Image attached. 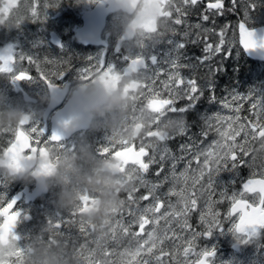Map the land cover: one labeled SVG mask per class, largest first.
Masks as SVG:
<instances>
[{"label":"snow or ice","instance_id":"obj_1","mask_svg":"<svg viewBox=\"0 0 264 264\" xmlns=\"http://www.w3.org/2000/svg\"><path fill=\"white\" fill-rule=\"evenodd\" d=\"M243 9V18L238 23L239 43L242 50H254L258 46L264 48V41L259 45L255 39V30L249 25V21L254 18L251 13L258 7L264 9V0H231L232 7L228 11L236 12L237 7ZM199 0H180L174 3L173 0H163V5L168 9L166 15L171 22L180 26L184 24V17L188 15L187 8L195 7ZM16 0H7L0 7V25L12 23L19 25L21 19L17 17L13 22L10 16L11 11L16 8ZM209 10H214L213 15L222 16L225 11L224 0H214L206 5L205 14L201 16L204 22L211 21V16L207 14ZM175 13V16H174ZM31 19H39L38 11L35 5L32 6ZM202 26L198 23L197 29ZM230 26L221 28L219 32L213 27L211 32L218 36V43L211 42L210 37L205 35L210 30L203 28L202 32H196L193 35L196 38H190L192 44L202 43V55L189 56L183 52L187 47L184 39L175 40L173 38L164 39L165 34L161 35L155 43L142 46L140 51L134 54L125 53L121 56L124 61V67L117 70L112 64H105L103 60L95 61L93 70L89 73L87 70L81 71L80 80H92L95 76H101L104 82H111L112 79L120 73L139 71L144 74V82L141 85L140 93L141 106L148 105L150 110L156 113V120L151 126V130L139 140L129 142L127 140H114L107 138V143L101 144L96 149L97 154L106 156L111 154L114 158H122V171L126 173L127 179L131 182V189L127 191V201L122 200L123 212L127 207V214L131 220L125 224L122 222L123 216L117 219L112 232L113 240L116 239V230L120 229L124 235H131L137 238L136 247L126 249L122 255H126L128 264H164L163 257H168L170 261L176 260V264H212L215 257V249H202L199 241L206 237H211L214 231L223 230L225 221H233L232 230L245 235H255L257 228H264V165H261L256 171H251L250 175L240 182V187L236 192L228 191L226 188L218 187L216 178L222 171H238L244 167L250 170L256 167V157L252 154L255 149L249 147L250 141L264 139V95L250 91L246 95H240L238 92H230L228 97L217 100L215 95L216 86L214 76L221 71L220 66L209 63L216 56L229 57L232 55L231 48H225V33ZM175 35V29H172ZM187 32L183 36L187 37ZM167 45L165 52L163 47L157 49V44ZM17 59L20 65L23 62L34 64L39 71V77L55 90L56 86L52 76L59 79L65 74V71L56 73H46L40 71L39 59L31 56H15L11 49L0 54V73H14V81L32 80V75L22 67L17 66ZM48 63L52 60L44 57ZM63 62V61H61ZM92 58L89 63L92 64ZM167 66V69L165 68ZM205 69L203 77H199L198 69ZM188 70L189 75H185L183 70ZM207 93L208 103L210 105L220 104L222 108H229V97L231 104L235 105L234 112L237 115L223 116L219 111L214 113L207 112L199 114L196 119L201 122L198 133H193L196 121L188 122V114H195L200 102ZM179 101H187L184 106L177 107ZM238 101H248L250 104L249 115L241 118L238 113L241 111V104ZM155 104L156 107H152ZM167 113L176 114V118H170V124H176L174 132H167L160 128V119ZM71 120L64 121V127L68 128ZM224 123L227 124V131H223ZM28 126V130H25ZM212 133H216L219 139L208 140ZM0 134H11L2 151L17 161L21 158H32L40 154L44 158L48 151L50 143L63 151L73 150V147H66L62 143L64 137L53 131L49 136L45 128L39 121H24L21 127L16 130H0ZM184 137V141L178 145L179 155L172 152L166 145L169 140H174L176 136ZM207 142V143H206ZM119 146V150L113 151ZM27 154V155H26ZM251 157V159H249ZM195 163L196 169L192 166ZM168 165L170 172L165 174V167ZM183 164V171H179V166ZM157 166L153 175L156 180L148 179V173L152 166ZM17 167L20 165L17 163ZM54 167L50 162L41 165L40 174H47ZM197 171L191 186L188 185L189 171ZM171 177V180H170ZM183 181L184 186L179 187ZM166 184H170L166 191H161ZM141 189L143 192L141 193ZM136 193H141L136 195ZM176 197L173 203L172 198ZM203 198V204L200 201ZM230 203V208L226 213L217 210L215 205ZM88 198H84L83 206L88 204ZM16 200L7 201L0 204V230L6 232L9 236L20 240L15 233L16 223L21 215L19 211L14 210ZM198 213L197 223L191 222V214ZM238 214V220L235 219ZM77 213H69L68 220H61L55 223V229L60 230L64 224L71 226L76 223L74 217ZM163 220L166 225L164 236H158L157 230L153 227L152 231H146V226L159 224ZM48 224H53L52 220ZM178 226V231L175 230ZM138 227V231L132 232L131 228ZM78 231L82 235H87L90 229L80 224ZM168 232H172L171 242L183 240L184 244L179 245L183 249V261L177 260L173 253L165 252L163 247L165 239H169ZM182 234V235H181ZM57 235H63L57 231ZM147 236L145 239L144 236ZM49 242H52L51 239ZM23 247L17 249L16 264H23ZM103 256L108 257L110 253L107 248L103 251ZM191 254L195 255V260H190ZM139 258V259H138ZM88 264H96L92 259L86 258Z\"/></svg>","mask_w":264,"mask_h":264},{"label":"flooded vegetation","instance_id":"obj_2","mask_svg":"<svg viewBox=\"0 0 264 264\" xmlns=\"http://www.w3.org/2000/svg\"><path fill=\"white\" fill-rule=\"evenodd\" d=\"M66 1L71 2L73 0ZM209 2H214V0H199L197 6L188 7L186 9L188 15L184 17V27L182 25L179 26V28H181L182 30H175V35H173L171 30L167 33L164 32V39H184L187 43V39L193 37L194 33L202 32L203 28H208L210 31L205 35L209 36L212 42L213 40L210 35L212 33V27H214L218 31L219 27L224 23L229 24L230 22H232L234 24L235 22V24H237L239 22V19H237L236 15H238L237 13H239V15L241 14V8L237 7L236 12L228 11V9L232 7V5L229 3V0H224L225 11L221 17L214 16V10H209L207 12V14L211 16V20L215 21V24H213L211 21L204 22L201 19V16L205 14L206 5ZM158 6L161 9L159 10V12L155 13L157 15V18L154 23L153 31L142 32L141 30H138L137 33L129 40L121 41L118 38V34L120 32L122 33V31L121 29L119 31L118 29H116V40L113 48L111 49V52L113 51V62V58H118L123 68L124 61L121 59V56L125 51L123 50V47L126 43L133 41V39L137 37V35H141L144 37H153L161 32V29L159 28V24L161 22L166 20L171 22L170 18L166 15L168 9L163 5V2L159 3ZM219 20L222 21L219 22ZM107 23L99 33V45L93 48H98L100 50L98 60H105L110 62V54L108 53L110 45L104 38ZM198 23L202 26L200 29L196 28V25ZM185 32L189 34L188 38L182 36V34ZM56 37L58 39L56 48H59L65 40V36H62L60 38L56 35ZM188 45L190 44L188 43ZM183 52L189 56L201 55L199 51L190 50L188 46L183 50ZM48 58L51 59V57ZM75 60L78 59L74 58V60H72V63H75ZM58 61H63L61 65H57L60 71L61 68L65 64H67L69 60H63L59 58ZM83 61L86 62L87 60ZM218 63L219 61H213V65H217ZM225 65V69L227 70L226 73L221 74L219 72L213 78L214 81H216L215 95L217 97V100H219V96L224 97V92L232 88L235 85V82H247L246 76H243V78H241L240 74H236L233 68L229 69L230 64L225 63ZM19 66L22 67L26 72L30 73L34 78L35 70H37V67L34 64H29L25 61L22 65H20L19 63ZM55 66L56 64L54 59L52 60V63H48L45 68L51 69L52 67L55 68ZM72 66L73 68H76V70L74 71H78L83 68L81 65L77 64H72ZM165 68L166 70H168L167 66H165ZM90 69L92 68L88 69L89 73H91ZM81 71L84 70L81 69L80 72ZM183 72L185 75H189L188 70L185 69L183 70ZM202 73L203 70L201 71V74ZM197 74L200 76L199 70L197 71ZM73 76L76 75L74 74ZM118 76H120L118 86L112 93V95L115 94V96L119 97V100H116V103L118 105L117 109L112 112H107L103 116H96L89 123L80 125H76L73 123V121L77 119L76 116L71 115L70 113H65V105L67 106L70 103L69 101L72 98L71 96L75 94L78 86L86 84L82 81H67L62 83L64 76L60 79L57 77L55 80H53L56 88L55 90L52 89L54 96L51 98L50 96H48V85L45 84L43 80L40 81L45 97L42 99L35 96L34 102L29 103V105L32 104L34 106L36 104H40L41 107L38 113V118L34 120L39 121V123L45 128L46 134L49 136L52 134V131L50 129L52 121L59 122L60 120L57 118H59L60 116H64V119L71 120L68 128L59 127L55 131L64 137L62 143H64L66 147L74 146V148L73 150L63 151L59 148V146H55L53 143L49 144L48 151L46 155H44V159L45 162H50L52 165H54V167H52L47 174H43V176L48 174L52 175L49 177H44L42 180V184L38 188L35 187L36 181L31 177L30 171L24 173L21 176V171L16 170L14 172H16L17 175L15 173H13L12 176L9 175V171H13L16 166H14L12 157L6 156V158H3V153L2 151L0 152V169H2L0 171H3V178L2 180L0 179V204L15 199L16 204L14 206V210L21 213L14 229L15 233L20 237V240H17L13 236H9L3 230H0V264H16L17 249L21 247L25 249L23 254V264H88V260H86V258L92 259L96 262V264H98V260L103 258L102 253L105 249V245L101 243V239L96 238V236L94 235L95 233H88L87 235L80 234L78 231L79 225L82 224L86 228L90 229V231H92V228H94L96 224L99 223V218L103 215H107L109 208L116 209V213L109 212L110 214L115 216L118 215L119 217L123 216L124 213L120 212L122 208L121 201H126L127 198H125L122 193L116 191L117 189L112 192V194L114 195V199H110V192H106L103 189H100L98 191L96 189L94 191H90V183L87 182L89 181V177L92 178V181H95L96 184H99V182H102L106 176L113 177V175L109 173L110 171L107 172L102 170L103 166L109 164L111 165L110 170L117 169L112 166L116 164V161L111 154L100 156L97 154L96 149L100 147L101 144L107 143L108 137H111L112 139L117 141L124 140L122 139V137L125 135L127 127L133 129V127L136 128L138 126V133L132 135V131H130V138L127 141H136V143H139V140L142 139L149 130H151L152 125L148 128L146 124L149 122L148 119H150L151 117H156L155 112L151 113L145 111L147 105L141 106L139 100L140 93L135 94L138 91V87H141L144 82L139 80V77H142L144 79V74L142 72L136 71L134 75L130 74L126 77H123L122 73H120ZM231 76L233 78H229ZM200 77L203 76L201 75ZM225 77H227V80L225 79ZM96 78L97 76H95L90 81V83H93ZM123 81H127L126 84H124ZM128 87L131 89L130 91H126ZM22 93H26V91H21L20 94ZM129 93L130 95H135H131L129 97ZM2 94L3 96H5V91H3ZM206 95L207 93L205 94V98L198 105L196 113L188 114L189 123H192L194 120L196 121V126L193 128V133H198L201 127V122L197 120L196 117L199 114L204 113L203 108L205 106ZM9 96L13 97V94ZM9 101V105L14 107V101ZM184 104V101H179L176 106L181 107ZM120 106H123V108H121V110L119 111ZM4 109V127L0 130H8L10 124L9 118L11 117V114L7 113L6 111L9 110V107H4ZM24 116H26L24 117V121H31L28 115ZM137 117L145 123L136 121ZM170 118H176V114L167 113L160 119V123L162 121L164 124L170 125ZM160 128L164 130L161 126ZM176 128L177 125L175 124L168 130L164 131L174 132ZM25 130H28V126H25ZM8 136L9 138H6L5 134H0V149L3 143H5L6 145L8 140L13 138L11 134H8ZM210 137L211 135L209 136V138ZM184 139V137L177 135L174 140L167 141L166 145L172 150V152L179 155L178 145L183 142ZM115 150H119L118 145L115 149H113V151ZM40 156V154L33 156L29 159V163H32V166H35ZM118 166H120V164H118ZM156 167L157 166L154 165L150 168L148 179H158L153 175ZM181 167H183V164L179 166V168ZM169 172L170 169L166 164L165 174H169ZM82 175L84 176V178H82ZM230 175L226 171H222L216 178V183L218 187H223L228 191L234 192L235 183L238 182V184H240V182L245 178H243L244 176H237V178H235L232 175L231 179L227 180L226 178H229ZM195 176V174L191 177L190 174L188 175L189 178L187 183L189 186H191V184L193 183ZM29 181H31L30 184H28ZM28 185L31 186L28 188ZM76 186H78V188ZM183 186L184 183L183 181H181L180 187ZM168 187L169 184H166L164 190H166ZM102 188L105 187L103 186ZM80 189L86 192H77ZM177 190H179V187ZM141 193H136V195H140ZM84 198H88L89 200L86 206H83ZM173 200L174 198H172V201ZM175 202L173 201V203ZM200 203L201 205L203 204V198H201ZM35 206L38 207L37 212L34 211ZM215 207L217 210L226 213L230 208V203L226 201L224 203L215 205ZM74 211L77 213L76 217H74L76 223L72 224L71 226H69L68 224H64V226L60 230H56L55 223L61 220H68L69 213ZM196 216H198L197 213L191 214V222L194 224L198 221V218L193 219ZM235 219L238 220V214H235ZM49 220H52L53 224L49 225ZM0 222H2V219H0ZM232 223L233 221L226 220L223 226V230H216L211 235V237L203 238L198 242L202 249H215L216 255L212 260V264H221L220 258L228 256L229 252L232 253L234 251V248H236L234 242L235 234L241 239V241L238 243L240 248L247 247L248 243H250L255 238L262 240L264 228H257L255 235H245L232 230ZM163 226L166 227L167 225L165 224V222L160 221L157 228L161 229L163 228ZM99 230L100 229L97 230L98 234H100ZM57 231H59L63 235H57ZM102 233L104 235V231H102ZM50 239L52 242H49ZM107 248L110 249L109 247ZM116 255L117 253L114 254V256ZM100 262L105 263L103 261Z\"/></svg>","mask_w":264,"mask_h":264},{"label":"rangeland","instance_id":"obj_3","mask_svg":"<svg viewBox=\"0 0 264 264\" xmlns=\"http://www.w3.org/2000/svg\"><path fill=\"white\" fill-rule=\"evenodd\" d=\"M96 0H73L71 2H67L65 0H16L17 7L14 8L10 16L13 19V22L17 17L21 19V23L19 25H14L12 23H5L3 25H0V54L4 53L6 50L11 49L13 54L17 57L20 55L25 56H31L33 58L39 59L40 64V71H44L46 73H56L59 71V68L57 65H61L63 62H59V58L63 60H69L67 64H65L61 70L65 71L63 82L67 81H82L86 85L90 84L91 80H80V70H87L89 68L90 72L93 70V65L95 64V61L98 60L100 50L98 48H93L90 46L82 47L79 44H77L74 41L73 38V31L79 26V16L82 12L88 11L93 3ZM7 0H0V7L3 6L4 3H6ZM174 3H179L180 0H173ZM256 2L259 4V0H256ZM229 3L232 5L231 0H229ZM35 5L38 14L39 19L33 20L31 19V11L32 6ZM239 7V2H238ZM241 8V7H240ZM216 17H219L220 15H214ZM251 16L254 18L253 20L249 21V25L251 27L264 25V9L258 7L256 11L251 13ZM221 17V16H220ZM236 17L239 19V21L243 18V9L241 8V14L239 17L236 15ZM128 21V18L121 15H116L109 19L107 23V27L105 29L104 38L106 39L107 43L110 45L109 54H110V62L105 61V64H112L116 67L117 70H121V62H119L118 58H113L114 62L112 61V52L111 49L114 46L115 40H116V34L115 31L118 29L123 28V26ZM222 20H219L221 22ZM185 23V19H184ZM230 26L226 29L225 33V40L226 43L224 45L225 48H231L232 55L229 57H222V56H216L211 60L209 63L213 64V61H219L218 65L221 68L220 73L224 74L226 73L225 69V63L230 64L229 69L233 68L236 74H240V77L243 78V76L247 77L246 83H236L235 85L225 91L224 97L219 96V100L228 97L230 92H238L240 95H246L250 91L255 92L257 94L264 95V78H260L261 76V65L257 64L255 62L248 63L249 61L246 60V58L243 56L238 44H237V33H236V24L230 22L229 24L224 23L222 24L218 31L221 28H224L225 26ZM184 27V24L182 25ZM159 28L161 29V32L156 34L153 37H144L141 35H137L133 39V41L128 42L124 45L123 50L124 53H132L134 54L137 51H140V48L142 46L150 45L155 43L158 39L161 38V35L164 34V32H170L172 29L175 30H182L179 28V26L174 25L170 21H163L159 24ZM117 31V32H118ZM54 32L58 37L65 36V40L63 41L62 45L59 48H56L53 46L48 39V33ZM212 38V42L218 43V36L210 34ZM183 36V34H182ZM185 37V36H184ZM186 38V37H185ZM188 38V36H187ZM191 38H196L195 36ZM168 39V38H166ZM175 40H180L178 38H173ZM187 46L190 50L193 51H199L202 55V43H196L195 45L190 42V39H187ZM190 44V46L188 45ZM194 45V46H193ZM157 49L159 50L161 47H163L164 51H167V45H156ZM191 47V48H190ZM123 53V54H124ZM44 56L51 57L52 60L55 59V68H45L48 64V62L44 59ZM74 58L78 59L75 60V63H72V60ZM89 58H92V64L89 63ZM105 58V57H104ZM83 60H87L84 62ZM229 60V61H228ZM17 66L20 67L19 63L20 61L17 59L16 61ZM115 63V64H114ZM72 64L81 65L83 68H81L78 71L76 68H73ZM85 65V66H84ZM36 66V65H35ZM60 70V71H61ZM200 76H204L205 70L203 68L198 69ZM203 70V73L201 74V71ZM89 72V71H88ZM76 76H73V75ZM198 75L197 73H195ZM218 74V73H217ZM216 74V75H217ZM13 75L14 73H0V129L4 127V112L7 106L9 107V110L7 113L11 114L12 116L18 115L24 105L22 104L20 98H19V92L23 89H26L27 85L30 90V94L36 95L38 98H44V92L42 89V86L40 84V77H39V71L35 70L34 78L31 80V83L25 85V83H19L17 81H13ZM215 75V76H216ZM187 76V75H186ZM199 76V75H198ZM199 76V77H200ZM214 76V77H215ZM245 77V78H246ZM53 80L57 78V76L51 77ZM229 78H233L232 76ZM227 80V77H225ZM139 80L144 81L142 77H139ZM124 84H126L127 81H123ZM216 81H214V84ZM123 84V85H124ZM5 88V89H4ZM142 87H138V91L135 94L142 92ZM3 91H5V96H3ZM28 91V90H27ZM13 94V97H10L9 95ZM131 94V95H135ZM130 93L128 96H131ZM220 95V94H219ZM117 97V100H119V97ZM13 100L15 103V106H11L10 101ZM185 104L187 101H184ZM229 108H222L220 104H213L210 105L208 103V98L206 95L205 99V106L203 108V112H216L219 111L223 116L227 117L228 115H237V113L234 112L235 105L231 104V100L229 97ZM241 106V111L238 113V115L241 116L243 119L244 117L249 115V108L250 104L248 101H238ZM184 106V105H183ZM28 107V106H27ZM123 108V106L119 107V111ZM40 110V105L33 106L29 109V113L32 117H35L36 114ZM146 111V110H145ZM147 112V111H146ZM157 117H151L148 119L147 126L148 128L154 123L155 119ZM164 120V119H163ZM136 121H141L138 117L136 118ZM142 122V121H141ZM145 123V122H142ZM18 125V122L16 121V126ZM175 125L173 124H164L162 121L160 123V126L164 130H168L171 126ZM7 128V127H6ZM130 127H127V130L125 131V135L122 137L124 140H128L130 138ZM223 131H227V124L224 123V127L222 128ZM212 139H219V136L216 133H212L211 137L208 139L211 141ZM166 143V142H165ZM207 143V142H206ZM167 144V143H166ZM249 147H252L255 149V151L252 153L256 157V167L253 169H249L248 167H244L238 171L232 172L230 170H226V172L230 175L229 178H226L227 180H230L232 175L237 178V176H244L243 178H247L250 175L251 171H256L257 168H259L261 165H264V139H257L254 141H250ZM251 159V157H249ZM192 169H196L195 163L192 166ZM179 171H183V167L178 169ZM190 174V177L195 175H198L197 171L190 170L188 175ZM82 178L84 176L82 175ZM91 179V180H90ZM224 179V180H226ZM171 180V177H170ZM90 186V191H94L95 189L98 191L100 189L105 190L106 192H110L109 198L114 199V195L112 192L114 190L118 191L119 193H122V195L127 198V191H129L132 187L131 182L127 179L126 173L123 172L121 175L115 176V177H108L106 176L102 182H99V184H96L95 181H92V178L89 177V181H87ZM105 188H102V187ZM169 186H171L169 184ZM181 186V182L179 183L178 187ZM78 188V186H76ZM116 187V188H115ZM240 187V184L238 182L235 183V191L236 192ZM143 192V189H141ZM164 190V189H163ZM163 190H161L163 192ZM167 190V189H166ZM164 190V191H166ZM77 192L82 193L86 192L82 189L78 190ZM174 198V202L176 201V197ZM127 201V200H126ZM38 210V207L37 209ZM116 213L115 208H109L107 215H103L99 218V223L96 224L94 228H92V231H89V234H93L96 236V238L101 239V243L105 245V248H107V251L110 253L108 257H104L102 254V260L105 263L100 264H128V257L126 255H122L126 249H133L136 247L137 244V238L132 237L131 235H124L122 231H120L119 228L116 230V239L113 240L112 238V232L114 230V225L117 219H120L118 215H112L110 213ZM123 220L122 222L127 224L131 217L127 214V207L125 206L123 210ZM198 214V213H197ZM198 218V216L194 217L193 219ZM163 221V220H161ZM164 222V221H163ZM157 225H150L146 227V231H152L153 227L157 230V235L163 237L164 236V229L166 227H169L167 225L166 227L163 226V228L158 229ZM137 227H133L130 229V231L135 232ZM99 230L100 234L97 233V230ZM176 231H178V226L175 228ZM104 231V235L102 233ZM264 232V231H263ZM214 233V232H213ZM182 235V234H181ZM167 236L169 239H165L163 244H160L159 240L157 241V244L159 247H163L165 252L173 253L176 256L177 260L183 261L184 254L183 249L179 247V245L183 244V240H177L176 244L173 245L171 242V236L172 232H168ZM105 238V239H104ZM144 238L146 239L147 236L145 235ZM241 241V239L235 234V246L234 251L232 253H228V256H224L223 258H220L221 264H264V233L262 235V240H259L257 238L253 239L250 243H248L247 247L240 248L238 243ZM100 242V241H99ZM187 247V245H184ZM113 249V250H112ZM117 253L116 256L114 254ZM106 259V261H105ZM139 259V258H138ZM164 264H176V260L170 261L168 257H163ZM189 259H195V255L191 254ZM153 264H155V260L153 258Z\"/></svg>","mask_w":264,"mask_h":264},{"label":"water","instance_id":"obj_4","mask_svg":"<svg viewBox=\"0 0 264 264\" xmlns=\"http://www.w3.org/2000/svg\"><path fill=\"white\" fill-rule=\"evenodd\" d=\"M102 1H107L110 5V9L112 11H114V10L118 9V7H120L117 0H102ZM143 1L145 2L146 10H142L141 12H138L136 17L134 18V21L125 30L124 34L121 37V40L130 38L132 36L134 27L144 26L145 31H150L149 29H150L152 21H153L154 12L156 11L155 6H157V4H156L157 0H143ZM158 1L160 3L163 2V0H158ZM135 3H136V1L133 0L130 3L129 7L126 6L124 9H126L130 13L134 8ZM100 6H101L100 3L97 4V6L93 9L92 12H90L88 14H84L82 17L83 27L81 28V30H79L76 33V40L83 45H87V44L96 45V44H98L97 34L102 27V19L104 17V13L101 11ZM144 19H146V20L144 21ZM238 23L236 24L237 44H238L239 48L241 49L242 53L247 58H249L250 60L264 62V48H260L258 46L254 50H248V51L242 50V45L239 43L240 38H239V31H238ZM252 28L255 30V33H256L255 39L257 40V44L259 45V43L261 41H264V25H259V26L252 27ZM77 37L79 40L77 39ZM51 41L56 43V40L53 37H52ZM114 84H115V81H112L111 85H109V84H105V85L101 84V85H102L103 89L108 94H110L114 90ZM152 107H156V105L153 104ZM149 109H150V107H149ZM137 129H138V126L135 128V130H137ZM6 154H5V156H6ZM116 159L118 160V162H121V160H122V158H116ZM116 166L117 165H114L113 167L116 168ZM122 168H123V165H121V167H119L117 170H110L109 167L104 166L102 168V170L111 171V174H116V173L122 172ZM237 233H239V232H237Z\"/></svg>","mask_w":264,"mask_h":264},{"label":"clouds","instance_id":"obj_5","mask_svg":"<svg viewBox=\"0 0 264 264\" xmlns=\"http://www.w3.org/2000/svg\"><path fill=\"white\" fill-rule=\"evenodd\" d=\"M115 94L110 96L99 83L78 86L71 98L70 114L77 117L74 124L89 123L96 116L115 111L118 107Z\"/></svg>","mask_w":264,"mask_h":264},{"label":"trees","instance_id":"obj_6","mask_svg":"<svg viewBox=\"0 0 264 264\" xmlns=\"http://www.w3.org/2000/svg\"><path fill=\"white\" fill-rule=\"evenodd\" d=\"M250 63H251V62H249V64H250ZM260 71H262V72H261V76H260V78H261V77L264 78V66L261 67Z\"/></svg>","mask_w":264,"mask_h":264},{"label":"bare ground","instance_id":"obj_7","mask_svg":"<svg viewBox=\"0 0 264 264\" xmlns=\"http://www.w3.org/2000/svg\"><path fill=\"white\" fill-rule=\"evenodd\" d=\"M238 12H239V11H238ZM237 14L239 15V13H237ZM238 15H237V16H238ZM237 19H238V18H237ZM153 27H154V25H153ZM153 27H152V29H151L150 31H147V32H151V31H153ZM212 28H213V27H212ZM55 40H56V43H57V42H58L57 37H55ZM194 45H195V44H194ZM194 45H193V46H194ZM189 46H190V45H189ZM190 48H191V47H190Z\"/></svg>","mask_w":264,"mask_h":264}]
</instances>
